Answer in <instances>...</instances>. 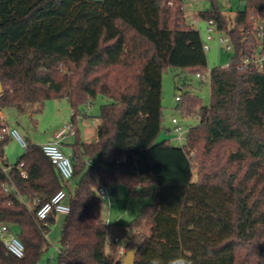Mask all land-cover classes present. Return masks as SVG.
I'll return each instance as SVG.
<instances>
[{"label": "trees", "instance_id": "trees-1", "mask_svg": "<svg viewBox=\"0 0 264 264\" xmlns=\"http://www.w3.org/2000/svg\"><path fill=\"white\" fill-rule=\"evenodd\" d=\"M210 1L199 16L230 37L234 53L228 69H211L209 105L190 84L178 87L181 112L199 120L180 146L158 139L163 74L178 67L203 77L208 65L184 0H0V109L39 112L65 98L75 127L70 181L30 140L14 164L23 162L27 177L0 168V222L17 225L25 246L17 258L0 238V264L43 258L55 216L39 223L35 201L60 189L70 212L58 264H123L126 239L127 250L138 246L134 264H264V62L242 63L264 53V18L261 30L252 18L264 17V0H247L233 26ZM98 99L96 137L85 142L77 117ZM8 142L0 137V156ZM120 184L153 189L154 201L108 244L100 190Z\"/></svg>", "mask_w": 264, "mask_h": 264}, {"label": "rangeland", "instance_id": "rangeland-1", "mask_svg": "<svg viewBox=\"0 0 264 264\" xmlns=\"http://www.w3.org/2000/svg\"><path fill=\"white\" fill-rule=\"evenodd\" d=\"M192 8L185 12L187 20L195 28L200 31L204 42L208 43L210 48L206 50L208 57V65L205 69V74L208 70L214 67H224L231 61L234 49L228 47V44L220 42L221 37H226V33L215 29L212 33V39L207 40L208 22L199 16V12L211 7L210 0H190ZM221 11L226 15L228 23L233 26L236 14L245 8L247 0H229L227 6L224 5V0H217ZM194 11V12H193ZM162 83V105L164 113V130L162 134L167 133L165 126H172V118H177L180 125L185 130L184 136L188 137L189 129L198 124L199 120L196 115H183L179 108V103L176 96L179 95L178 87L183 88L185 92V84H190L191 90L200 97L203 104H210V77L206 80H201L191 69H167L163 74ZM101 100L98 99L95 103L86 108L87 117L84 114L77 117L78 128L81 133V139L85 142L93 140L96 134V124L98 119L95 117L99 113ZM7 122L10 126L17 129L20 136L25 140H33L36 143H43L50 139L56 130H60L72 123V108L67 99H51L45 102L42 111L20 114L15 108L7 107L2 110ZM93 116V117H92ZM170 133V132H169ZM174 136L178 133L173 129ZM163 138V137H162ZM173 144L178 145L177 141H172ZM24 150L19 148L15 139H9L6 145V157H8L9 164H15L18 158L23 154ZM196 175L194 174V179ZM74 188V184L70 185ZM116 194L111 195L106 193L102 199V217L108 224L107 243L109 244L115 237H122L121 227L127 228L131 222L140 215L142 209L147 204L153 203V189H144L137 187L134 192H130L126 185L120 184L116 186ZM136 192V193H135ZM64 202H68V196ZM66 214L57 213L56 220L50 228L48 243V251L43 255V260L51 259V264H58V255L60 249V239L62 232V225ZM10 230L17 234L20 230L17 225H9ZM124 242L128 246L127 239ZM129 251V250H128Z\"/></svg>", "mask_w": 264, "mask_h": 264}, {"label": "built area", "instance_id": "built-area-1", "mask_svg": "<svg viewBox=\"0 0 264 264\" xmlns=\"http://www.w3.org/2000/svg\"><path fill=\"white\" fill-rule=\"evenodd\" d=\"M225 3H227L229 0H224ZM190 0H184L183 3V9L187 11L189 9ZM255 7L258 6L257 3H254ZM252 18L255 20V24L257 25L258 29L261 30L263 28V12L257 11L253 13ZM216 25L213 21L208 22V35L207 40L212 39V32L215 31ZM204 42V41H203ZM220 42L224 44H228V47H232L231 39L229 36L226 35V37H221ZM210 48L209 44L204 42V49L205 51ZM263 62H264V53H260V51L256 50L252 57L243 59V65H249V64H255L259 68H263ZM230 67V64L227 63L224 68L228 69ZM211 70H208L207 74L205 76H201L200 74H197V76L203 80H206L207 77H210ZM176 99L179 100V96H176ZM172 123L174 124V130L178 133V135L174 137V141L178 142V145L184 146L187 142V138H185L184 134L185 130H183V127L180 125L177 118H172ZM0 137L6 136L8 139H15L19 145L25 150L28 148V144L24 138H22L17 131L16 128L10 126L8 122L5 120L2 110L0 109ZM75 134V127L73 123H68L64 129H62L56 136V138L52 141L45 142L41 144V149L45 153L46 156H48L52 163L57 168L58 172L62 176L64 180L70 181L74 174V166L71 161V155H69L63 148L62 140L67 135H74ZM6 155V147L4 149V155L0 156V168L3 172L9 173L12 169H20L22 177H27V172L22 170L23 168V162L20 163L18 166L14 165H8L5 160ZM118 164H124L126 163V158L124 156H121L117 160ZM7 190V188H5ZM106 193H110V187L104 185L102 186L100 190L101 197L103 198ZM67 197V191L65 189L58 190L48 201L44 203H40L39 199L35 202L39 204L38 209L36 210V220L44 225L45 227L49 225L48 218L50 216H54L57 213L62 214H68L70 212V205L69 203L64 202ZM104 199V198H103ZM45 237L48 239V233H45ZM0 238L3 240L4 246L7 248L9 253L14 255L17 258H23L25 254V246L21 242V240L14 234L10 228L9 225L0 222ZM115 242H119L120 238L115 237L113 239ZM127 247L126 243L123 242L122 245H120L118 254L121 257H125L127 255ZM35 264H47V261H44L43 259L37 261Z\"/></svg>", "mask_w": 264, "mask_h": 264}, {"label": "crops", "instance_id": "crops-1", "mask_svg": "<svg viewBox=\"0 0 264 264\" xmlns=\"http://www.w3.org/2000/svg\"><path fill=\"white\" fill-rule=\"evenodd\" d=\"M224 5H226L227 6V3H225L224 2ZM190 9L192 8V2L190 3ZM205 10V9H204ZM194 12V11H193ZM223 13V12H222ZM224 14V13H223ZM225 15V14H224ZM2 114H3V112H2ZM3 116H4V114H3ZM4 118H5V116H4ZM5 120L7 121V119L5 118ZM171 122H172V119H171ZM98 123H99V121H98ZM98 123L96 124V133H97V126H98ZM66 125H64V127H65ZM64 127L62 128V129H64ZM172 128V126H165V129H166V131H167V133H164V134H160V136H159V141H163V142H168V141H173V139H174V134L172 133V130L174 129H171ZM62 129H60V130H56L55 132H54V134L52 135V137L50 138V139H48L47 141H45V142H48V141H52V140H54L55 138H56V136H57V134L62 130ZM170 132V133H169ZM73 137H74V135H67V136H65V138L62 140V144H63V148H64V150L69 154V155H72V149H71V147L70 146H68V143L69 142H71L72 140H73ZM96 137V134H95V136H94V138ZM163 137V138H162ZM93 138V139H94ZM31 142H33V143H35V144H38V145H40L41 146V144H43V143H45V142H43V143H36V142H34L33 140H30ZM17 142V141H16ZM91 142V141H90ZM17 144L19 145V143L17 142ZM19 148H22L20 145H19ZM23 149V148H22ZM24 150V149H23ZM5 160H6V163L8 164V165H14V164H9V162H8V157H6V155H5ZM66 203H68V202H66ZM54 216H55V220H56V217H57V214L55 215L54 214ZM48 236H49V234H48Z\"/></svg>", "mask_w": 264, "mask_h": 264}, {"label": "water", "instance_id": "water-1", "mask_svg": "<svg viewBox=\"0 0 264 264\" xmlns=\"http://www.w3.org/2000/svg\"><path fill=\"white\" fill-rule=\"evenodd\" d=\"M2 91H3V86H2V83L0 81V93ZM116 191H117V189L115 186L110 187V194L111 195L116 194ZM137 251H138V246H136V245L132 246L129 249V251L127 252V255L124 257L123 264H134Z\"/></svg>", "mask_w": 264, "mask_h": 264}, {"label": "clouds", "instance_id": "clouds-1", "mask_svg": "<svg viewBox=\"0 0 264 264\" xmlns=\"http://www.w3.org/2000/svg\"><path fill=\"white\" fill-rule=\"evenodd\" d=\"M185 264H192L191 260H186Z\"/></svg>", "mask_w": 264, "mask_h": 264}]
</instances>
